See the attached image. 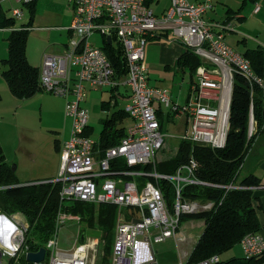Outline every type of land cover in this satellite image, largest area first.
<instances>
[{
	"label": "built area",
	"instance_id": "2783aa9c",
	"mask_svg": "<svg viewBox=\"0 0 264 264\" xmlns=\"http://www.w3.org/2000/svg\"><path fill=\"white\" fill-rule=\"evenodd\" d=\"M14 1L19 7L11 9V18L21 21L24 17L21 5L33 0ZM151 2L70 0L74 10L72 25L67 28L70 38L64 52L43 55L38 68L40 87L66 99L65 116L72 120L70 136L59 148L58 178L53 181L59 185V200L64 204L80 201L116 207V231L110 264H158L152 245L170 238L176 240L180 216L208 211L213 206L206 201L182 200L183 188L190 184H205L195 177L197 163L194 158L176 168L173 174L164 175L156 171V153L164 146L157 110L169 109L170 118L186 117V124L189 125L180 141L220 149L225 146L230 129L229 106L234 75L243 78L249 85V121L252 122L248 125V139L257 129L253 122L254 90L257 87L264 91V78L253 71L242 53L225 41L226 33L234 31L232 26L227 20H205L214 7L212 0L194 3L169 0L170 6L160 14L151 9ZM253 12H259L257 3H254ZM95 34H101L104 41L115 36L123 48L127 69L124 76H115L104 49L89 42ZM168 37L186 46V51L201 59L187 103L182 107L171 101L167 89L151 87L148 83L145 49L150 42ZM88 86L92 90H117L120 87L130 90L125 113L131 125L125 128L126 134L112 148L100 149L92 134H87L91 129L88 126V111L81 104ZM147 164L151 165V170L131 169ZM146 177L153 181L137 182ZM162 179L173 186L174 202L171 207L166 204L162 188L158 185ZM17 215L14 219L6 216L18 229L12 239L18 246L17 250L9 254L7 249L0 247V253L2 258L6 257L13 264H22L19 257L26 260V255L34 251H29L25 244L27 220L22 214ZM21 217L26 220L24 223ZM70 218L80 220L77 216L58 212L54 234L45 244V257L40 264H94L102 240L85 238L84 243L79 242L71 253L57 250L56 234L64 221ZM239 246L244 258L261 257L264 254V226L245 235ZM219 257L211 256L195 264H219ZM178 264L191 263L180 259Z\"/></svg>",
	"mask_w": 264,
	"mask_h": 264
},
{
	"label": "trees",
	"instance_id": "16d2710c",
	"mask_svg": "<svg viewBox=\"0 0 264 264\" xmlns=\"http://www.w3.org/2000/svg\"><path fill=\"white\" fill-rule=\"evenodd\" d=\"M36 0L30 1L27 6L31 11L27 26L20 29L12 28L14 20L6 17L0 11V29L10 28L8 35V57L4 60L5 68L1 72L2 78L12 95L16 98L26 99L36 95L42 88L39 84V71L32 64L30 65L26 57V43L30 26L33 25ZM112 44L108 45L104 41V49L107 58L112 63L115 76L122 77L126 74V62L123 57V48L112 37ZM116 41L117 46L113 47ZM246 57L253 71L263 77L264 74V48L257 46L254 49H246L243 54ZM201 59L189 51H185L175 62V66L190 73L192 78ZM231 102L229 106V130L226 137V144L220 149L201 147L188 142H180L174 157L168 160H161L155 165L158 173L170 175L175 173L176 168L186 164L190 158H194L197 163L195 177L204 185H189L182 189V200H197L211 202L212 208L208 211L197 214L182 215L179 223L183 220L202 219L203 231L197 239L189 253L187 262L195 264L210 258L211 256H221L235 245H239L242 238L248 233L259 231L261 225L257 218V211L252 205V201L257 199L254 190L261 184L258 178L253 175L238 176L246 154L248 153L253 140L259 132L264 129V107L263 91L254 90L253 94V122L256 133L248 139L249 106L250 93L249 85L238 75H234ZM116 92L117 90H110ZM102 109L109 106V102L101 103ZM127 116L125 111L113 112L111 120H104V129L97 140V147L102 150L112 148L126 134L124 127H119L118 121L124 120ZM160 127L163 126V116L161 110H157ZM171 117V115H170ZM91 133V129L87 134ZM57 141L54 142L56 147ZM127 169V168H126ZM131 169L151 170V165H137ZM15 177L14 167H10L4 158V151L0 144V212L9 215L22 214L27 220L28 229L25 236V244L29 251H38L45 247L46 242L54 234L55 222L58 212L80 218L79 223H83L88 228L97 226L102 233L103 256L100 264H109V256L113 246L114 219L116 218V207L107 205L86 204L79 202L61 203L59 200V185L52 181L36 185L18 186ZM141 180V179H140ZM146 182L153 181L145 178ZM158 185L162 188L166 204L171 207L174 202L173 186L165 180H160ZM210 185V186H208ZM217 186V187H213ZM233 186L230 189L227 187ZM82 231V230H81ZM22 264H29L23 257H19ZM13 261H10L12 263ZM264 254L257 258L231 259L219 264H263Z\"/></svg>",
	"mask_w": 264,
	"mask_h": 264
},
{
	"label": "rangeland",
	"instance_id": "374dc122",
	"mask_svg": "<svg viewBox=\"0 0 264 264\" xmlns=\"http://www.w3.org/2000/svg\"><path fill=\"white\" fill-rule=\"evenodd\" d=\"M187 1L193 3L197 0ZM212 2L214 7L205 16V20L211 18L217 22L227 20L234 30L225 35V40L231 48L243 53L247 48L264 47V0H212ZM254 3L259 6L257 14L252 13ZM150 5L157 14L170 6L169 0H158L157 5L152 0ZM15 6L19 7L14 0H0V11L6 17L11 18V9ZM21 9L24 10V17L21 21L14 20L12 28L27 26L31 10L25 5H21ZM72 10L70 0H36L33 13L34 21L30 26L26 43V57L30 65L39 68L43 55H59L64 52L63 46L68 43L70 38L66 29L72 23ZM8 35L0 29V144L4 151V158L10 167H14L18 186L53 182L58 178L57 173L60 165L59 150L55 148L54 142L62 144L70 136L72 120L65 116L66 99L62 96H54L43 89L26 99H18L10 93L6 81L1 76L2 70L6 67L4 60L9 54L6 41ZM89 42L98 48L104 46L101 34H95ZM113 44V47L117 46L116 41ZM159 48H161L160 45L155 44L147 50L145 61H147L149 85L167 89L171 101L182 107L187 103V95L192 86L190 73L186 70L183 75L177 67H173V64L169 67L161 64L158 59ZM194 81L193 77L192 82ZM86 92L81 106L88 111V126L91 127V136L94 140H98L104 129V120H111L113 112L125 111L126 106L129 105V100L126 97L129 91L125 87H120L116 92H112L107 88L92 90L88 86ZM103 100L109 102V106L102 109ZM169 112V109H162L161 133L164 137V146L156 153V162L174 157L178 146H180L179 138L186 132L189 125L186 124V117L171 119ZM123 118L124 120L121 122L118 121V125L128 128L131 125L130 118L127 116ZM258 135L253 140L250 151L252 149L255 152L259 150L260 144H256ZM243 166L245 167L239 172L238 181L246 174L248 175L245 162ZM137 182L141 184L146 180L139 179ZM127 210L132 212L131 209ZM17 214L10 213L6 216L14 219L18 217ZM115 216L117 218V213ZM21 219L23 223L26 221L23 217ZM203 229L202 219L192 218L181 221L176 240L170 238L163 243L152 245L158 264H178L179 257H182L180 255L193 247V243L197 242L196 240ZM81 230H84L86 239L96 238L101 242L103 232L97 226L88 228L83 223L70 218L64 221V225L56 234L57 250L64 253L73 252L79 245ZM99 245L94 264H100L102 260L103 241ZM227 256L222 254L220 259L227 261ZM10 261L3 257L1 264H13Z\"/></svg>",
	"mask_w": 264,
	"mask_h": 264
},
{
	"label": "crops",
	"instance_id": "0c3cea01",
	"mask_svg": "<svg viewBox=\"0 0 264 264\" xmlns=\"http://www.w3.org/2000/svg\"><path fill=\"white\" fill-rule=\"evenodd\" d=\"M197 1H201V0H197ZM154 3H156V5H157L158 4V0H154ZM71 8H72V4H71ZM166 9L164 8L158 14L162 13ZM73 10H74V8H73ZM73 10H72V17H73ZM252 13H254V12H252ZM33 21H34V18H33ZM33 21H32V23H33ZM28 22H29V20H28ZM71 22H72V19H71ZM71 25H72V23H71ZM1 30H4V32H6L7 34H9L11 29H8V28L7 29H4V28H2ZM66 33L69 36V33H68L67 29H66ZM155 44H158L161 47V48H159V56H158V59H159V61H161V64H164L165 65V67H169L172 64H173V67H176L175 66V62H177V59L186 51V47L185 46H182V44H179L177 42L172 41V39L169 38V37L167 39H161V40L156 39V41L150 42L147 45V49H145L144 61L146 60L147 50H149L150 48H152V45H155ZM260 47H263V46H260ZM64 48H65V45L63 46V51H64ZM247 49H249V48H247ZM148 53H149V51H148ZM146 63H147V61H145V66L147 68ZM178 70H180V72L184 75L185 71L181 70L180 68H178ZM147 71H148V69H147ZM263 78H264V74H263ZM148 83H149V81H148ZM128 91L129 92H128V94H127L126 97L129 100L130 90H128ZM118 92H119V90H118ZM263 94H264V91H263ZM187 97H188V95H187ZM257 140H258V142L256 144L257 145L260 144L259 150L257 152H255V150L252 149L250 151V149H249L250 152L248 151V153L246 154V157L244 158V161H243V165H244V162H245V164L247 165V169H248V175H253L254 177L258 178V180L261 182V184L254 190V196H256L257 199H255L254 201H252V205L255 208V210L257 211L256 215H257L259 224L262 227V226H264V130L261 131V132H259V135H258ZM60 145L61 144L59 142H57L56 147H55L59 151H60V149H59L60 148ZM243 165H242V169H243V167H245ZM195 243H197V242H195ZM195 243H193V245ZM180 249H181V247H180ZM191 249H192V247H190V249H189L188 252L184 251L180 255L182 257H179V260L180 259L181 260H186L187 258H189V253H190ZM239 249H240V252H239ZM223 255H228L227 256L228 259H226L227 261L228 260H231V259H234V258H236V259H242L244 257L243 256L244 253H242V250H241V248H240L239 245H237V246L235 245L234 248H232L230 251L224 253ZM220 257H219V260L221 262L222 260L220 259ZM179 260H178V262H179ZM222 262H226V261H222Z\"/></svg>",
	"mask_w": 264,
	"mask_h": 264
},
{
	"label": "clouds",
	"instance_id": "9594fccd",
	"mask_svg": "<svg viewBox=\"0 0 264 264\" xmlns=\"http://www.w3.org/2000/svg\"><path fill=\"white\" fill-rule=\"evenodd\" d=\"M18 232L15 224L7 219L6 216L0 215V247L9 251V254L17 250V245L12 242L13 235Z\"/></svg>",
	"mask_w": 264,
	"mask_h": 264
},
{
	"label": "water",
	"instance_id": "95a60500",
	"mask_svg": "<svg viewBox=\"0 0 264 264\" xmlns=\"http://www.w3.org/2000/svg\"><path fill=\"white\" fill-rule=\"evenodd\" d=\"M106 42L108 45L111 44V39L110 37H107L106 38ZM252 121H249V125L251 124ZM1 214V212H0ZM134 223L136 222V220L133 221ZM80 236H79V242L81 244L84 243L85 241V232L84 230L80 231ZM44 257H45V248H41L38 250V252H30L26 255V261L27 262H30L31 264H40V262L42 263L43 260H44ZM1 261H2V255L0 253V264H1Z\"/></svg>",
	"mask_w": 264,
	"mask_h": 264
}]
</instances>
